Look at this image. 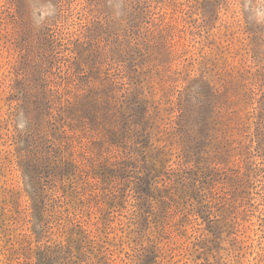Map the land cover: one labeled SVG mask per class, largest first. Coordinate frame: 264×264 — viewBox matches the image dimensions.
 <instances>
[{"label": "rangeland", "instance_id": "obj_1", "mask_svg": "<svg viewBox=\"0 0 264 264\" xmlns=\"http://www.w3.org/2000/svg\"><path fill=\"white\" fill-rule=\"evenodd\" d=\"M0 264H264V0H0Z\"/></svg>", "mask_w": 264, "mask_h": 264}]
</instances>
